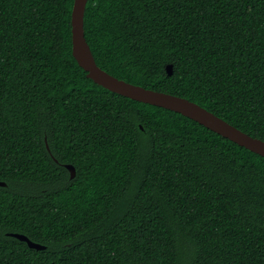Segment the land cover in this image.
Instances as JSON below:
<instances>
[{"label":"trees","instance_id":"16d2710c","mask_svg":"<svg viewBox=\"0 0 264 264\" xmlns=\"http://www.w3.org/2000/svg\"><path fill=\"white\" fill-rule=\"evenodd\" d=\"M72 6L0 0V264H264V157L88 78ZM83 31L104 71L264 140V0H87Z\"/></svg>","mask_w":264,"mask_h":264},{"label":"water","instance_id":"95a60500","mask_svg":"<svg viewBox=\"0 0 264 264\" xmlns=\"http://www.w3.org/2000/svg\"><path fill=\"white\" fill-rule=\"evenodd\" d=\"M86 2L87 0H73L71 11V51L78 65L86 71L88 78L98 85L122 96L180 113L230 141L264 157V140L241 131L196 102L182 96L132 84L100 68L96 64L84 37L83 15ZM166 72L167 74L171 73L170 64L166 66ZM64 166L68 169L70 175L73 176L74 167L71 164H64ZM0 184L4 185L5 183L0 182ZM9 234L19 240L25 241L31 248H44V245L31 241L21 233L10 232Z\"/></svg>","mask_w":264,"mask_h":264}]
</instances>
